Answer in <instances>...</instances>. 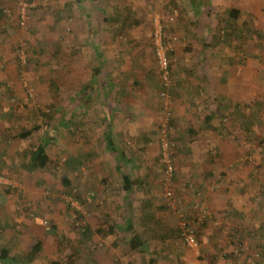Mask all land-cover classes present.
I'll use <instances>...</instances> for the list:
<instances>
[{"label": "rangeland", "instance_id": "374dc122", "mask_svg": "<svg viewBox=\"0 0 264 264\" xmlns=\"http://www.w3.org/2000/svg\"><path fill=\"white\" fill-rule=\"evenodd\" d=\"M21 1L24 0H0V173L11 181L7 193L0 187V248L8 249L9 257L16 258L17 264H50L52 261L73 264V256L75 264H82L88 240L84 236L83 221H103L104 231L114 221L121 225L131 223L136 229L139 222L159 221L166 224L160 230L164 235L177 237L176 226L181 217L188 216L189 203L175 209L164 204L158 145L152 163L157 172L156 195H152V201L143 207L147 210L135 209L132 217H126L127 210L123 211V205L119 206L118 202L115 206L113 201L114 196L120 198L121 195L119 171L115 167V156L108 153L103 143L101 131L104 127L98 128L96 115H92L94 123L91 129L86 128L82 124V113L77 109L76 116H80V120L75 125L79 128H70L68 110L74 98L67 87V74L83 72L88 67L86 61L95 58L90 54L88 37L92 40L93 36L88 32L93 34L89 23L96 21V27H104L100 33L97 30L96 36L106 38L105 49L110 57L121 51L123 60L129 61L128 66L140 72V66L134 67L135 62H140L144 72L156 75L158 69L151 41L154 17L160 19L167 39L177 37L169 55L171 63L180 43H184L180 46L183 57L200 51L201 44L205 53H209L207 56L212 58L220 57L228 48L230 64L248 57L264 62V0H27L34 6L28 10L23 25L17 16ZM197 3H200L199 7ZM230 8L239 10L236 19L228 15ZM193 44H196L194 49ZM18 49L25 53L24 63L19 60ZM231 67L236 69L233 64ZM23 79L33 87L32 97H28L21 86ZM259 83L262 87L253 100L254 105L238 103L241 108L230 112V138L249 139L255 134L257 146H248L246 155L258 157L260 160L252 158L256 163L254 167L257 172H264V72ZM95 94L92 98L96 100ZM156 116L145 143L137 145L127 139L125 142L120 140L121 146H118L119 153L123 154L121 160L137 158L142 171L148 168L143 163L151 148L148 143L157 142L160 114ZM244 117L249 120L244 122ZM34 124L39 126L38 130L26 138L19 136L21 131ZM240 124H247V127L235 129ZM248 125L254 126V131L249 132ZM172 126V139L181 144L173 138L177 130L173 122ZM77 135L78 139L75 138ZM43 141L47 142L49 161L41 169L33 168L29 163V150ZM178 143L175 157L180 152ZM90 153L91 156L86 158ZM91 159L104 163L102 169L112 181H105L103 191L100 189V194L93 196L92 204L88 205L86 191L96 169L100 171ZM124 165L122 168L128 171L130 167ZM174 183L175 174L172 189L177 194ZM108 185L115 191L111 200L106 191ZM68 195L76 198L78 208L67 202ZM140 195V189L129 195L137 208L142 205L141 199L147 198ZM263 213L254 219L248 216L243 221H230L235 224L230 226L229 221L188 223L196 227L199 243L205 248L208 245L206 251H202L203 255L215 260L227 254L240 240L254 247L257 243L264 247ZM72 221H78L74 229ZM36 242L40 243V249L32 254L30 250ZM97 242L93 239L88 245L100 248L102 243L97 246ZM260 264H264V251Z\"/></svg>", "mask_w": 264, "mask_h": 264}, {"label": "crops", "instance_id": "0c3cea01", "mask_svg": "<svg viewBox=\"0 0 264 264\" xmlns=\"http://www.w3.org/2000/svg\"><path fill=\"white\" fill-rule=\"evenodd\" d=\"M91 28L93 34L91 35V31L88 33L93 37L92 40L88 37V46L91 56L94 55L95 58L86 61L88 67L83 69V72L67 74V87L74 98V103L68 110L71 116L69 124L71 130L79 128L75 125L78 124L77 120H80V116H76L77 109L84 118L82 124L88 129H91V124L94 123L92 115H96L98 128L104 127V131H101L104 134L103 143L107 148V140H110L112 148H107V151L115 156V167L119 171L118 186L121 195L120 198L114 196L113 201L115 206L118 202L119 206L123 205V211L127 210L126 217H132L135 209L147 210L143 207L152 201V195H156L154 186L158 180L152 163L157 154V142L148 143L151 148L144 156L143 163L148 165L145 171L140 170V161L137 158L126 157L123 162V154L119 153L118 146H121L120 140L125 142L127 139L141 145L150 135L152 124L156 122L155 115L157 118L161 109L158 70L156 75L144 72L141 63L135 62L134 67L140 66L138 72L137 68L133 69L127 65L129 61L123 60L120 50L117 56L110 57L105 49V37L96 36L97 30L100 33L104 27H96L94 21L89 23V29ZM180 46H184V43L177 44V55L171 63L172 82L168 90L172 122L177 130L173 133V138L181 142H177L180 152L175 157L174 187L177 191L175 195L178 208L186 202L189 203L188 211L186 210L188 221H195L191 209L193 203L198 200L204 202L209 211L210 217L206 222L229 221L230 226L235 225L230 221H243V218L248 216L254 219L256 215L264 212V172H257L253 159L258 157L247 156L246 150L253 144V148H256L258 140L255 139V134L254 138L249 136V139L235 140L234 136L230 138V112L240 107L238 103L254 105L253 100L262 87L259 78L264 72V62L248 57L235 60L232 64L236 69H232L228 48H225L226 52L220 57L212 58L207 56L209 53H205L200 44V51H193L190 56L183 57ZM192 46L194 49L196 44ZM94 93L96 100L92 98ZM242 120L246 122L249 119L244 117ZM243 127L246 128L247 124L235 126V129ZM248 127L249 132L254 131V126ZM75 138L78 139L79 136ZM85 151L84 149L83 152ZM90 156L91 153L86 158ZM81 159L84 160L85 157ZM92 159L91 161L98 164L95 168L100 171L96 169L92 183L86 191L88 205L92 204L90 201L93 196L100 194V189L103 191L105 181L112 179L106 177L107 172L102 169L104 163L99 164ZM123 164L130 169L125 171L127 169L122 168ZM123 175L131 182L127 191L123 188ZM110 188L109 185L106 188L108 200L112 199L111 194H115ZM138 189L140 196L147 197L141 199L140 208L133 205V198L129 197ZM75 222L78 221H72L71 224L73 229ZM83 222L84 236L88 240L85 244L87 251L82 255V264H187L192 258V252L181 242L179 235H164L160 231L166 224L159 221L139 222L137 229L131 223L130 229L129 224L121 225L119 221H114L116 224L109 225L107 231L102 229L103 221ZM133 233L138 236L140 243L136 248L130 247ZM93 239L98 241L97 246L102 243L100 248H94L93 244L88 245ZM206 248L200 244L201 253L206 251ZM203 257L209 263H221V256L215 260H210L204 255ZM72 258L75 264V257Z\"/></svg>", "mask_w": 264, "mask_h": 264}, {"label": "built area", "instance_id": "2783aa9c", "mask_svg": "<svg viewBox=\"0 0 264 264\" xmlns=\"http://www.w3.org/2000/svg\"><path fill=\"white\" fill-rule=\"evenodd\" d=\"M32 6H34V3L27 0L21 1L18 4L17 16L21 25L25 22L27 12ZM176 39L177 37L175 36L167 39L160 19H157V17L153 18L151 41L161 84V88L158 92L161 109L160 119L157 124V145L159 160L162 166L161 189L164 204L172 209H175L178 206L176 195L172 189L175 174L174 158L178 145L172 139V109L171 98L168 92L172 78L168 52L173 50V44ZM17 54L21 63H24L25 53L23 49H18ZM21 86L26 95L32 97L34 89L26 80L23 79L21 81ZM262 153L264 155V145L262 146ZM10 184L11 181L9 178L0 174V185ZM66 200L71 206L78 208L79 204L73 195H68ZM191 212L195 220L194 222L197 225H201L210 217L209 211L204 202L199 200L193 203ZM177 232L181 242L192 252V258L187 264H213L204 259L203 254L200 251V243L196 227L190 225L186 217L180 218V221L177 224ZM257 245L258 246L254 247L247 241H238L227 254H223L220 257V264H260L264 247L259 243H257Z\"/></svg>", "mask_w": 264, "mask_h": 264}, {"label": "trees", "instance_id": "16d2710c", "mask_svg": "<svg viewBox=\"0 0 264 264\" xmlns=\"http://www.w3.org/2000/svg\"><path fill=\"white\" fill-rule=\"evenodd\" d=\"M191 4H193L191 2ZM200 6V3H197V7ZM199 10V8H196V11ZM239 14V10L236 9V8H230L228 9V15L232 17V19H236L237 16ZM165 32V30H164ZM173 51V50H172ZM170 53L171 52H168V57H169V60H170ZM170 71H171V60H170ZM171 78H172V73H171ZM241 108V107H240ZM39 126L38 125H32L30 128L28 129H25L23 131H21L19 133V136L21 138H26L27 136L31 135L34 131L38 130ZM107 148L108 150H111V146H110V140L108 139L107 140ZM46 145H47V142L46 141H43V142H40L39 144H37L34 149H30L29 150V163L31 165V167L33 168H43L46 166V164L48 163L49 161V157L46 153ZM1 174V173H0ZM11 185V184H10ZM10 185H0V187H4L5 189V192L7 193L10 189ZM128 185L129 187L131 186V182L129 181L128 177L126 175H123V188L125 191L128 190ZM2 198V196H0V199ZM203 224V223H202ZM128 228L131 229V226L130 224L128 225ZM56 237H59L58 235ZM39 242H36L31 250H30V253L32 254H35L39 251ZM139 241H138V236L133 233L131 239H130V247L131 248H136L138 245H139ZM9 250L2 247L0 248V264H17L16 262V258H12V257H9ZM263 254V253H262ZM50 264H59L57 261H52Z\"/></svg>", "mask_w": 264, "mask_h": 264}]
</instances>
